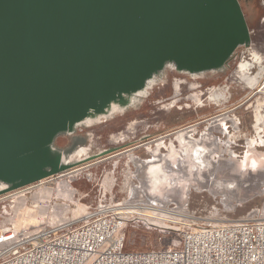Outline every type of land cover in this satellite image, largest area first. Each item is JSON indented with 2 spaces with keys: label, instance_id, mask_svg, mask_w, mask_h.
I'll return each mask as SVG.
<instances>
[{
  "label": "rangeland",
  "instance_id": "1",
  "mask_svg": "<svg viewBox=\"0 0 264 264\" xmlns=\"http://www.w3.org/2000/svg\"><path fill=\"white\" fill-rule=\"evenodd\" d=\"M237 1L248 35L247 42L234 50L228 68L225 64L194 75L177 67L174 70L161 67L150 91L139 100L131 103L127 98L122 99L114 109L106 110L104 119H95L89 126H74L57 132L47 148L60 154L59 166L67 167L22 183L0 182V228L26 229L34 220L38 225L42 221L52 224L73 214L80 215V209L96 201L101 181L110 175L117 179L115 190L135 189H132V200L136 204L143 202L164 207L201 221L263 219L264 126L260 125L262 130L257 133L254 122L258 99L261 113H264L263 96L258 94L264 85V8L262 0ZM250 53H255L259 59L253 60ZM248 64L253 66L251 71L246 68ZM178 81L175 92L174 84ZM221 91L224 94L220 95ZM192 96L199 100L191 99ZM219 114H227L236 124L220 123L210 132L221 151L213 148L211 138L201 141V148L216 151L200 161L215 162L214 168L218 169L198 171L197 164L188 156V147L182 150L177 142L176 132L192 127V137L200 139L208 134L205 129L208 120ZM138 146L141 147L132 150ZM79 149L87 150L86 154L74 159L72 154ZM126 150L130 152L122 154ZM225 150L231 154H226ZM115 154L122 155L113 156ZM129 154L145 164L142 171L135 166V172L132 165L127 164ZM197 157H202L201 153ZM152 164L159 167L151 172ZM81 167L84 170L74 179L57 177ZM158 169L167 175L160 184L153 183L155 175H162ZM49 177L58 179L52 178L45 186L31 189ZM238 180L240 183L234 189L223 188ZM218 183L223 186L221 189L216 188ZM45 187L47 191L43 190ZM170 216L179 218L178 215ZM147 218L141 217L127 228L126 250L164 249L176 238L174 229L179 224L175 221L157 224Z\"/></svg>",
  "mask_w": 264,
  "mask_h": 264
},
{
  "label": "water",
  "instance_id": "2",
  "mask_svg": "<svg viewBox=\"0 0 264 264\" xmlns=\"http://www.w3.org/2000/svg\"><path fill=\"white\" fill-rule=\"evenodd\" d=\"M247 35L237 0H0V166L23 169L95 99L165 63L218 69Z\"/></svg>",
  "mask_w": 264,
  "mask_h": 264
},
{
  "label": "built area",
  "instance_id": "3",
  "mask_svg": "<svg viewBox=\"0 0 264 264\" xmlns=\"http://www.w3.org/2000/svg\"><path fill=\"white\" fill-rule=\"evenodd\" d=\"M106 178L111 179L109 185L104 178L96 201L80 215L34 228L1 227L0 264H264V218L201 221L164 207L136 204L131 190H115L117 179ZM151 212L179 224L176 238L164 249L126 250L127 228Z\"/></svg>",
  "mask_w": 264,
  "mask_h": 264
},
{
  "label": "bare ground",
  "instance_id": "4",
  "mask_svg": "<svg viewBox=\"0 0 264 264\" xmlns=\"http://www.w3.org/2000/svg\"><path fill=\"white\" fill-rule=\"evenodd\" d=\"M245 42H247V41L245 40L242 43H245ZM250 57L253 60L259 59V57L255 53L254 54L250 53ZM162 67H164V68H173V70L177 67L182 72L192 73L194 75H199L201 73H207V72H194V71L186 70V69L181 68V67H179V66H177V65H175L173 63H165L164 65H162ZM228 67H229V63H227V65H226V68H228ZM246 68H247L248 71H251L253 69V66L251 64H248ZM159 72H160V68L157 69L139 88H137L136 90H134L131 93H128V94L111 93V94H108V95H105V96H102V97H99V98L95 99L93 102H91L89 105H87L83 109V112L81 113V115L75 117L71 121L65 123L64 125H62L61 127L57 128V129H55L53 131V133L51 134V137L53 135H55L57 132L61 131V130L69 129V128L74 127V126L75 127H78V126H89L95 121V119H99V120L104 119V113L106 112V110L111 109V108L114 109V107L117 105V103H120V101L122 99L127 98L129 100V102H131V103H134L135 101L139 100L140 97L145 96V93L150 91L151 87L154 84V81L156 80V75ZM178 85H179V81L174 84L175 92L178 90ZM221 93L224 94L223 91L220 92V95H222ZM258 94L260 96H263V98H264V89L258 91ZM263 98H262V101H264ZM191 99L199 100L195 96H192ZM258 100H257V104L259 105V104H261V102H259ZM258 105H257V107L255 106L256 107L255 108L256 111H255V122H254L255 123L254 128L257 130V133L262 130L261 128L259 129L260 125L264 126V114L261 113L262 107H260V105L259 106ZM226 122H229L231 125H235L236 124L235 119L230 118L227 114H219L217 116H213L212 118H210L208 120V125L205 128L208 131V134H204L203 136H201L202 138H200V139H194L192 137V133L194 132L193 131L194 129H192V127H188V128H185V129L181 128L182 130H180L179 132H176V133H178L177 134V138H176L177 142L182 147L181 148L182 150L185 148V146L188 147V150H187L188 154H189L188 156L195 164H197L198 171H205V170L206 171H210V172L217 171L218 168H214L215 162H211L208 159H201V161H200V158H203V157L208 158L216 150H214L212 148H211V150L209 148H207V149L206 148L205 149L201 148L200 147V143H201V141H207L208 138L209 139L211 138L212 141H214L213 142L214 143L213 148L219 149L218 148L219 146H215V141H217V140H215V138L211 137V133L210 132L212 130H214V129H217V127H219L220 123H222V125H223ZM225 128L226 127H224L222 131H225ZM49 142H50V140H48L46 142V145L42 149H40L38 152H35V153H32L30 155L25 156L23 158V161L26 162V164H25L24 168L21 169V170H12V169H10L9 167H6V166H0V182H3V183H7V182H17V183L19 182V183H22V182H24L26 180H31V179H34V178L44 177L46 175H51L54 172H57V171H59V170H61L63 168H66L67 166H59L58 159L60 158V154L58 155V154H56L54 152L53 149H48L47 148ZM210 143H212V142H210ZM248 147H249V149H253V146L252 147L248 146ZM182 150H180V151L183 152ZM226 150L224 152H226V154L229 153V151H226ZM86 151L87 150H85V149H79V150L74 151L73 154H72L73 158L77 159V158L82 157L83 155L86 154ZM218 151H221V149H219ZM200 153H201L202 157L198 158L197 156L200 155ZM202 153H207V154L202 155ZM229 154H231V153H229ZM128 159L130 160V162H132L134 164V167L137 166L139 170L142 171V169L145 168V164H143L137 157H134L133 155L129 154V158ZM248 160L249 159H247V161ZM152 166L153 167L150 168L151 172H152V170L154 171V168L159 167V166H156L154 164H152ZM135 169H136V167H135ZM83 170H84L83 167L75 168V169L69 171L68 173L59 174L57 177H59V176H67L66 178L74 179ZM158 170H159L160 174H162V175L161 176L160 175L159 176L155 175L154 179H153L154 180L153 183H155V182L159 183L160 180H163V178H166V176H167L166 173L162 169H158ZM57 177L46 178L44 180L48 179V181H45V182H43L44 180L43 181H39L37 184L33 185V187H31V186L30 187H31V189L34 190L35 187L37 188L38 186L39 187L43 186V185L45 186V184H48V183H50L53 180L52 178H57ZM240 178H238V179H240ZM110 182H111V179L105 177V183H107L109 185ZM238 183H240V180L234 181L233 183L232 182L228 183L224 187L218 183L217 184L218 186L216 188L217 189H221L223 187V188H225V190H231L236 184L238 185ZM71 188H72V186H71ZM28 189H29V187H28ZM132 189L133 190H135V189L131 188V192L133 193ZM43 190L47 191L48 189H47V187H45V188H43ZM21 192H22V190H21ZM55 192H56V190H55ZM42 193H43V191H42ZM57 193H59V192H57ZM76 193H77V191H76ZM54 194H56V193H54ZM154 209H156V208H154ZM79 212L82 213L83 212V208L80 209ZM79 212H77V213H79ZM77 215L78 214H73L72 217H75ZM153 215L154 214L151 212L147 216L148 217L147 219L150 220V221H154L155 223L156 222L163 223V222L169 220L165 216L154 217ZM182 216H185V215L182 214ZM157 218H159V219H157ZM169 221H173V219L169 220ZM36 222L37 221L34 220V223L30 224L29 227L33 228V227L39 226ZM43 222L44 221H42V223Z\"/></svg>",
  "mask_w": 264,
  "mask_h": 264
},
{
  "label": "flooded vegetation",
  "instance_id": "5",
  "mask_svg": "<svg viewBox=\"0 0 264 264\" xmlns=\"http://www.w3.org/2000/svg\"><path fill=\"white\" fill-rule=\"evenodd\" d=\"M262 89H264V85H263ZM262 112H263V111H262ZM263 114H264V113H263Z\"/></svg>",
  "mask_w": 264,
  "mask_h": 264
},
{
  "label": "trees",
  "instance_id": "6",
  "mask_svg": "<svg viewBox=\"0 0 264 264\" xmlns=\"http://www.w3.org/2000/svg\"><path fill=\"white\" fill-rule=\"evenodd\" d=\"M239 8L241 9L240 5H239ZM242 11V10H241ZM60 171V170H59Z\"/></svg>",
  "mask_w": 264,
  "mask_h": 264
}]
</instances>
